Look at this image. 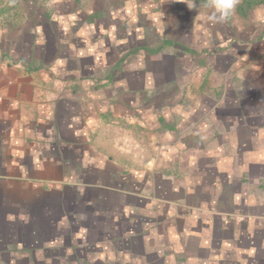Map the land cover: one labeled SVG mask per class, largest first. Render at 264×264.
<instances>
[{"label": "crops", "instance_id": "0c3cea01", "mask_svg": "<svg viewBox=\"0 0 264 264\" xmlns=\"http://www.w3.org/2000/svg\"><path fill=\"white\" fill-rule=\"evenodd\" d=\"M12 1L0 264H137L213 222L264 264V0L213 26L202 0Z\"/></svg>", "mask_w": 264, "mask_h": 264}, {"label": "rangeland", "instance_id": "374dc122", "mask_svg": "<svg viewBox=\"0 0 264 264\" xmlns=\"http://www.w3.org/2000/svg\"><path fill=\"white\" fill-rule=\"evenodd\" d=\"M15 1V3H14ZM140 4L144 3L143 5H146L145 0H139ZM161 0H158V5ZM171 1V0H169ZM180 1V0H179ZM244 1V0H242ZM259 1V2H258ZM262 0H250V2L260 3ZM17 0H13L10 5H5L6 17L8 18H16L18 16V4ZM243 4V2L241 3ZM2 0H0V17H4L2 13ZM22 8V7H21ZM23 9V8H22ZM15 10L13 13L12 11ZM1 20V19H0ZM209 233L211 234H205L201 236L202 247L199 248V240H195L193 237L190 236L186 238H182V236L177 235L176 231L175 233H172L170 235L169 245L165 247V250L162 252H158L155 250L154 259H142V258H136L137 264H228L234 261V257L231 254L232 251L230 248H226V236L223 232V229L218 224H210V228L208 229ZM213 230V232H212ZM213 233V234H212ZM179 238L180 240V249H183L182 252L176 250L177 246H175L173 243L174 241ZM171 240L173 242H171ZM198 243H195V242ZM157 247V244H155ZM216 253L217 255H215ZM143 260V261H142Z\"/></svg>", "mask_w": 264, "mask_h": 264}, {"label": "clouds", "instance_id": "9594fccd", "mask_svg": "<svg viewBox=\"0 0 264 264\" xmlns=\"http://www.w3.org/2000/svg\"><path fill=\"white\" fill-rule=\"evenodd\" d=\"M241 3L242 0H202L201 10H197L195 3H191L189 8L197 10L196 16L204 21L205 25L213 26L233 17ZM251 23L257 28H264V3L253 9Z\"/></svg>", "mask_w": 264, "mask_h": 264}]
</instances>
